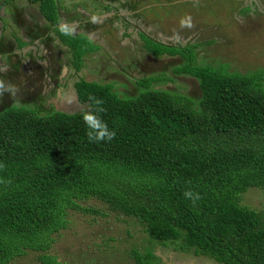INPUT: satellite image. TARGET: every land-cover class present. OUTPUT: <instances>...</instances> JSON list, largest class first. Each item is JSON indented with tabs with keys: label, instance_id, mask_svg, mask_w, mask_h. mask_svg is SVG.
<instances>
[{
	"label": "trees",
	"instance_id": "trees-1",
	"mask_svg": "<svg viewBox=\"0 0 264 264\" xmlns=\"http://www.w3.org/2000/svg\"><path fill=\"white\" fill-rule=\"evenodd\" d=\"M19 1L0 0V12ZM31 1L40 3L58 37L53 41L69 48L80 71L97 47L60 27L57 0ZM146 2L128 10L143 17L140 11L152 6ZM83 14L71 11V20ZM141 39L156 60L172 56L184 64L173 71L155 64L138 82L143 91L130 97L112 84L79 79L85 112L0 107V264L31 253L40 264H62L51 250L74 213L110 214L141 228L150 246L130 251L133 264H155L156 245L217 264H264V216L241 205L250 188L264 191V68L241 73L195 65L196 46ZM170 71L200 79L199 100L154 88L172 79Z\"/></svg>",
	"mask_w": 264,
	"mask_h": 264
},
{
	"label": "rangeland",
	"instance_id": "rangeland-1",
	"mask_svg": "<svg viewBox=\"0 0 264 264\" xmlns=\"http://www.w3.org/2000/svg\"><path fill=\"white\" fill-rule=\"evenodd\" d=\"M57 1L61 8L68 10L70 8L74 10L76 7L80 9V5L83 3L82 6L88 10L86 12H90L91 16H96L95 18H100L102 15L110 16L108 12L111 11V8L102 9L109 0ZM146 1L144 7L152 6L140 13L149 18V22L156 20V23L160 24L159 30H164V34L170 33L175 37V34L178 33L179 38L175 42L176 46H196L194 47L195 65H210L215 68L226 66L231 72L241 73L264 68V0H193L184 4L182 2L175 3L176 0ZM31 2V0H20L17 4L10 3L3 7L2 19L9 16L5 24L11 26L12 32L18 33L16 25L19 24L17 21L21 22L23 11L27 10ZM160 2L162 6L156 5ZM134 5L139 8L141 5L143 6L138 2ZM166 14H168L167 17ZM25 19L23 18V24L26 23ZM121 19L124 23L117 20L118 25L115 29L101 26L97 32L106 40L103 49L109 51L98 53L102 63L98 65V68L99 72L105 76L106 81L116 86L115 91L120 96H137L142 90L138 82L145 77L144 74L154 71L155 64L159 63L160 66L156 67L161 69L162 67L167 68L168 64L172 67L182 65L184 62L183 59H180L179 63L178 59L173 62L164 58L152 60V56L149 55L145 46L147 41L142 40L134 33L133 28H129V25L132 24L129 19ZM13 21L15 24L12 23ZM32 24L33 18L30 19V22L27 21L26 26ZM20 25L22 27V24ZM36 25H38V20ZM118 27L119 31L122 28L120 34L124 35L121 40L119 31H116ZM162 31L157 33V36L163 34ZM9 32L6 33L7 37L5 38L11 39L13 42ZM141 32L146 36L150 35L149 31L142 29ZM131 34L132 37H130ZM7 43L8 46H12L11 43ZM30 53L31 55H40V52L39 54L32 51ZM143 59H149L150 63L145 65ZM91 60L95 61V58L89 59V61ZM106 60L115 64L113 71L107 69L110 64ZM115 60L121 64L116 63ZM89 61L87 60V65ZM121 66L125 67V70ZM170 74L173 76L172 71ZM184 76L187 75L173 76L172 83H168L164 87L199 100L200 79ZM93 77V73H86V68L82 70V79L91 80ZM113 78L115 80H112ZM26 84L25 81L20 85V88H24L25 93H28ZM160 86L163 87V84ZM42 88L40 87L41 90ZM6 92L2 96H7L2 101V107L15 106L12 104L17 96V87ZM6 99L9 102H6ZM86 108L87 105L81 103L78 108L64 112L74 114L85 112ZM89 203L93 207H105L96 200ZM241 205L248 206L264 216V191L259 188H250L243 195ZM148 246L150 244L147 242V236L141 231V228L125 223L123 219H117L110 214L99 216L74 213L71 216L70 227L58 236L52 246L51 253L56 254L62 264H133L130 251L134 248L144 251ZM152 248L158 257L155 264H217L204 256H193L176 251L170 245H156ZM35 256L34 253H31L15 259L11 264H40L36 262Z\"/></svg>",
	"mask_w": 264,
	"mask_h": 264
},
{
	"label": "crops",
	"instance_id": "crops-1",
	"mask_svg": "<svg viewBox=\"0 0 264 264\" xmlns=\"http://www.w3.org/2000/svg\"><path fill=\"white\" fill-rule=\"evenodd\" d=\"M38 5H39V3L30 4V6L27 8V10L23 11L24 15L21 17V22H18L16 20L17 23L19 24L18 26L16 25V29L18 30V33L12 32V30L10 29V27H11L10 25L6 26L5 22H7L9 17L5 18V19H2V16L0 17V34H1V32H3V36L7 37L6 33H8L10 31L9 34H11V38L13 39V42H12L11 39L7 38L9 43L12 44V46H11L10 50L8 51V53L5 52V54H3V56L5 57L4 58V60H5L4 64L6 65V63H8L12 68V65H11V62H12V64H14V66L16 68H18V65H17L18 59H23V61L25 62L24 58L28 59V58L34 56V55H31V53H30L31 51L36 52L38 54L40 52V54L44 57V59L48 60L51 68L54 71V78L57 80V82L59 80V82L62 86L61 89L59 90L56 102L58 103V100H59V105H58L59 112L65 113L64 112L65 110H70V109L73 110V108H78V98H77V91H76L75 84L78 82L79 79H82L81 73H82L83 69L86 68V73H88V74L93 73V76H94L91 80H86V81L97 82L99 84H111V83L106 81L105 76L99 72L100 69L98 68V65L102 64L100 61L101 56H99L98 53L109 52V51H108V49H103V47L106 45V43H105L106 40L104 39L103 36H100L101 39L99 36H98V38H95V37H92V33H90V32H93V34L95 33L94 27L97 30L99 29L98 26H94V25L89 26V24L92 25V23H90V22H94L95 25H97L96 19H92L93 16H91L92 14L90 12L83 14L82 19L80 21H72L71 19H73V15L71 17V11L69 13H67L66 8H63V9L60 8V13H59V15L61 16L60 27L67 28L70 33L85 34L91 40V42L97 47V49H95L94 51L89 52L85 55V57H84L85 58V64L80 71H78V72L73 71L72 67H70V70L67 72L66 70L63 69V66H64L63 62L65 60V57H67L69 55L70 50L65 45H63V43L61 42L60 39L53 41V37L58 38L57 35H55L51 30L54 28V26H52L49 22H47L46 19H44L42 16L38 15L39 14V6ZM86 11H88L87 8H86ZM136 13L139 14V11L137 10V11L132 12V14L135 15L133 17L136 18V16H137L139 18V16ZM36 16L39 19L40 23H38V25L33 23L32 25L26 26L27 21L30 22V19L32 17L36 18ZM119 16H121V14ZM119 16L114 15L115 18L112 17V19L117 20L119 18ZM94 17H96V16H94ZM23 18H26L25 19L26 23H24V24H23ZM33 22H34V20H33ZM12 23L15 24L14 21ZM20 24H22V27ZM133 24H135V23H133ZM37 27H39V28H37ZM91 27H92V31H91ZM100 27H101V25H100ZM139 30H141V29H139ZM143 30L149 31V30H145V29H143ZM71 31H73V32H71ZM39 35L44 36V38H47L48 41H46V43L42 44L41 38ZM49 35L51 36L52 41L50 39H48ZM150 36H152L151 33L148 37H150ZM18 39L28 42V46H25L24 48H20ZM91 58H93V59L95 58V61L94 60L89 61V59H91ZM164 59L170 60L171 62H173L172 56L171 57L165 56ZM87 60L89 61L88 65H87ZM152 60L155 61L156 59L152 58ZM107 62H108V64H110L109 66H107V69L113 71L115 64L109 60ZM115 62L120 63L117 60H115ZM123 66H125V65L123 64ZM122 68L125 70V67H122ZM173 70H174V68H172V71ZM32 71L34 73H38V74L42 75L38 65H34V67H31V70L30 69L29 70L20 69V71H19V69H12L9 72L10 76H12L11 77V83L16 87L19 84V83H17L18 78L21 76H29V75H31L30 73ZM144 75L146 77L147 74H144ZM149 75H151V71L147 76H149ZM182 75H184V74H182ZM182 75H177V76L179 77ZM189 76L190 75H187L184 77H189ZM106 78H110V77H106ZM172 79L166 80V81L161 82V83H156V84H154V88L165 89L166 87H164V85H167L168 83H172ZM28 80L29 79L25 78L24 82L25 81L27 82ZM30 80H31V78H30ZM112 80H115V79L113 78ZM24 82H23V80L21 81V83H24ZM162 84H163V87L160 86ZM156 85H158V86H156ZM115 87L116 86H114V91L116 89ZM19 89H20V91H18V93L19 92L21 93L22 88L19 87ZM42 90H43V88H42ZM141 91H143V89ZM141 91H140V93H141ZM18 93H16V95H18ZM44 95H45V97L47 96V94H44ZM44 95H43V98H44ZM123 96H125V95H123ZM1 98L4 99V97H0V99ZM15 101H16V99H15ZM6 102H9V101L6 99ZM2 103L3 102L0 101V107L3 105Z\"/></svg>",
	"mask_w": 264,
	"mask_h": 264
},
{
	"label": "flooded vegetation",
	"instance_id": "flooded-vegetation-1",
	"mask_svg": "<svg viewBox=\"0 0 264 264\" xmlns=\"http://www.w3.org/2000/svg\"><path fill=\"white\" fill-rule=\"evenodd\" d=\"M139 1L140 0L107 1L106 6L103 7L102 9H105L106 7L111 8V10L116 9L117 14L113 11H110V12H108L110 15L109 17L102 15L100 18H95L93 16L92 19H96V23H97V25H95V26H98L99 29L97 30L94 27L95 33L93 34V32H90V33H92V37H95V38H98V36L100 37V35L97 34V32L100 30V25L103 27L109 26L113 30L118 25L117 20H120L122 23H124L121 19V18H124V19H129L130 23L133 22L136 24L135 25L132 23L131 25H129V28L130 27L133 28L134 33H136L138 36L141 37V35H144L146 37V35L141 32L142 29H145V30H149L152 36L156 35V36H154L156 39L161 38V40H163V42L165 44L169 45V43H171V42L175 44L176 40L179 38L178 33H176L175 34L176 36L174 37V35H170V33L164 34V32H163L164 30L163 31L161 30L163 34H160L159 36H157V33L161 32V31L159 30L160 24L156 23V20H155V23L153 24L152 22H149L145 18L146 16H143V17L140 16L139 18L133 17L135 15L132 14V12L128 10V7H129V5L137 3ZM177 1H181L184 3L185 2L190 3L193 0H177ZM82 5H84V4L82 3L80 5V10H82L85 14V13H87L86 7L85 6L83 7ZM78 9H79V7H76L74 9V11H78ZM99 9L102 10L101 8H99ZM2 13H3V8L0 12V16H3ZM120 14L121 15L123 14V15L119 16ZM114 15L119 16V18L116 20V22L114 21V19H112V17H114ZM32 18H33L35 24H37V20L39 21L37 16H36V18H34V17H32ZM131 20H132V22H131ZM37 28H39V27H37ZM139 29H141V30H139ZM153 29H155V30H153ZM121 30H122V28H121ZM121 30L119 31V27L116 30V31H119L120 40L124 36L123 34H120ZM91 31H92V28H91ZM1 34H0V97H2L3 94L7 90H10V89L13 90L12 88L15 87L11 83V77L12 76H10V74H9V72L12 69H19V71H20V69H24V70L30 69L31 70V67H34V65H38L42 75H40L38 73H34L32 71L30 73L31 75L21 76L18 78L17 83H19V84L16 86L17 91H20L19 87L22 84L21 81L23 80V82H24V80L26 78V79H29L27 81V84H26V89L28 88L29 92L28 93L26 92L27 93L26 94L25 90H23L24 88L21 89V93L16 92V93H18V95L16 96V101L14 102L13 105H15V106H26L28 108L30 107L33 110H37L39 113H48V112H53V111L59 112V109H58L59 100L57 103L56 99H57L59 90L61 89L62 86H61L59 80L57 82V80L54 78V71L51 68L48 60L44 59V57L40 54L37 56L34 55L33 57H30L28 59L24 58L25 62L23 61V59H18V61H17L18 68H16L14 66V64H12V62H11L12 68L8 63H6V65H5L4 64V62H5L4 58L5 57L3 56V54H5V52L8 53L11 46H8L7 42H9V41L7 38H5L3 36V32H1ZM132 36L133 35L131 34L130 37H132ZM5 39H7V40H5ZM100 39H101V37H100ZM122 45H124L123 42H122ZM175 46H176V44H175ZM72 62H73V57H72V54L70 52L69 55L67 57H65V60L63 62V65H64L63 69L68 72L70 70V67H72L73 71H75V69L72 65ZM143 62L146 65V64L150 63V60L149 59H143ZM30 78H31V80H30ZM40 87H43V90H41ZM6 94H7V92H6ZM44 94H47V96L45 97ZM43 95H44V98H43ZM4 100H5V97H4V99L3 98L0 99V101H4ZM78 105L79 106L81 105V102L79 100H78Z\"/></svg>",
	"mask_w": 264,
	"mask_h": 264
},
{
	"label": "clouds",
	"instance_id": "clouds-1",
	"mask_svg": "<svg viewBox=\"0 0 264 264\" xmlns=\"http://www.w3.org/2000/svg\"><path fill=\"white\" fill-rule=\"evenodd\" d=\"M30 4H37V3H34V2L32 1ZM38 6H39V14H38V15L40 16V15H41V13H40V3H39ZM59 6H60V5H59ZM70 11H74V10L70 8ZM41 16H42V15H41ZM42 17H43V16H42ZM43 18H44V17H43Z\"/></svg>",
	"mask_w": 264,
	"mask_h": 264
}]
</instances>
